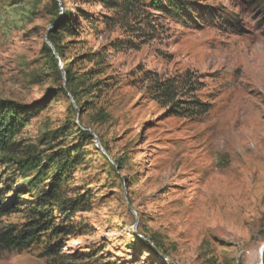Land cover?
Here are the masks:
<instances>
[{
	"label": "rangeland",
	"instance_id": "obj_1",
	"mask_svg": "<svg viewBox=\"0 0 264 264\" xmlns=\"http://www.w3.org/2000/svg\"><path fill=\"white\" fill-rule=\"evenodd\" d=\"M175 1L177 18L149 8L119 15L95 0H0V101L33 111L17 159L43 166L71 155L77 163L61 192L81 199L68 223L75 233L62 236L74 260L92 251L99 259L89 264L161 261L146 239L169 263L264 264V0ZM65 13L77 29L54 34L58 55L49 36ZM119 40L124 49H112ZM95 53L105 73L92 83L104 85L91 99L68 86L66 70ZM98 62H78L75 74L89 79ZM156 79L184 81L178 99L207 112L186 117L154 101L147 90ZM37 177L0 162V189L14 208L0 229H23L48 186L42 177L32 189ZM51 239L1 252L0 264H49L41 254Z\"/></svg>",
	"mask_w": 264,
	"mask_h": 264
},
{
	"label": "trees",
	"instance_id": "obj_2",
	"mask_svg": "<svg viewBox=\"0 0 264 264\" xmlns=\"http://www.w3.org/2000/svg\"><path fill=\"white\" fill-rule=\"evenodd\" d=\"M100 3L108 12L119 13V15H127L136 10L143 8H149L152 11L165 13L170 17L177 18V15H182L183 8L175 0H95ZM82 19L87 21L94 29H98L97 25L99 20L87 14H83ZM104 24H109L110 17L103 16ZM59 23L56 24L55 30L49 36V41L54 45L56 52L60 55V51L56 42L54 34L57 31H61L59 37H64V34H71L77 29V27L71 22V13H65L64 16H59ZM112 49L120 50L124 49L123 45H120V40L112 45ZM100 54H87L78 59H72L70 66L66 70L68 86L82 87V92L86 93V96L92 94L91 99H94L101 95L103 89V83H92L96 75H101L103 72L105 58L100 59ZM99 59L97 66L92 70V76L89 79L83 80L81 76L75 74L78 62H93ZM90 71V73L92 72ZM151 77L147 76L148 81ZM91 85L90 93L87 92L85 84ZM186 83L180 79H168L159 80L156 79L148 87L147 92L152 96L154 101L161 103L165 101V105L171 109L175 114L186 115V117H194L207 112L206 104L198 100H180L179 95H183L182 91L185 88ZM106 85V84H105ZM191 85V84H190ZM108 87V86H104ZM192 89V88H191ZM76 95V93H75ZM73 94V98L76 96ZM93 104L92 101H88L85 104ZM33 111L26 107H22L16 103L10 101H0V162L4 165H17L20 173L25 174L30 169L37 171L39 177L32 179L31 188L36 189L40 185L39 180L45 177L44 181H49L47 189H41L37 202L30 210V217L24 224L23 229H17L12 227H6L0 229V253L4 251H26L32 249L36 245H41L42 240L48 234H51V242L44 248L41 258H46L50 261L49 264H73L76 261H85L87 264L90 262H97L95 260L99 258H89L92 256V251L89 254H83L80 257L74 258L73 255L64 253L65 243L63 240L75 233L76 229L68 224L77 213V205L81 202V199H77L75 202L70 201L62 197V186L66 180L67 172L77 165L71 155H63L59 158L53 156L47 158V162L40 166L35 163V160H18L14 149H17L16 139L30 123ZM88 139L93 140L94 136L87 131H81ZM108 150L107 147H104ZM105 156V155H104ZM106 157V156H105ZM43 168V169H41ZM53 168L52 175H48L50 169ZM117 168L122 169V164L117 163ZM47 185V184H45ZM1 187V185H0ZM5 193L0 189V226L2 220L13 213L12 206L6 204ZM11 205V204H10ZM61 217L63 222L58 221V217ZM68 224V225H67ZM62 236L65 239L62 240ZM144 243L148 249L153 252H159L164 257H161V261L157 259L155 264H164V260H168L167 254L160 251L157 244L151 243L148 240H139ZM159 250V251H158ZM91 254V255H90ZM73 258V259H72ZM89 258V261L87 259ZM169 262H167L168 264ZM169 264H175L170 262Z\"/></svg>",
	"mask_w": 264,
	"mask_h": 264
},
{
	"label": "water",
	"instance_id": "obj_3",
	"mask_svg": "<svg viewBox=\"0 0 264 264\" xmlns=\"http://www.w3.org/2000/svg\"><path fill=\"white\" fill-rule=\"evenodd\" d=\"M48 44H50V46L52 47V49H53L54 52H55V49H54L53 45H52L51 43H49V42H48ZM92 135L94 136V139H95V142H96V144H97V147L100 149V147H99V145H100L99 138H98L94 133H92ZM101 151L105 154V156L108 157V154L106 153V151H104L103 149H101ZM176 264H177V263H176Z\"/></svg>",
	"mask_w": 264,
	"mask_h": 264
},
{
	"label": "built area",
	"instance_id": "obj_4",
	"mask_svg": "<svg viewBox=\"0 0 264 264\" xmlns=\"http://www.w3.org/2000/svg\"><path fill=\"white\" fill-rule=\"evenodd\" d=\"M164 262H166V263H167V262H168V260H164Z\"/></svg>",
	"mask_w": 264,
	"mask_h": 264
}]
</instances>
